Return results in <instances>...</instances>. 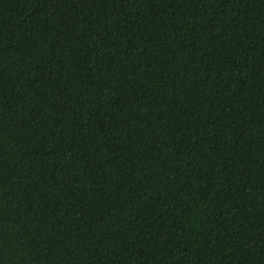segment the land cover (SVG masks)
Returning <instances> with one entry per match:
<instances>
[{
	"label": "trees",
	"instance_id": "trees-1",
	"mask_svg": "<svg viewBox=\"0 0 264 264\" xmlns=\"http://www.w3.org/2000/svg\"><path fill=\"white\" fill-rule=\"evenodd\" d=\"M0 264H264V0H0Z\"/></svg>",
	"mask_w": 264,
	"mask_h": 264
}]
</instances>
